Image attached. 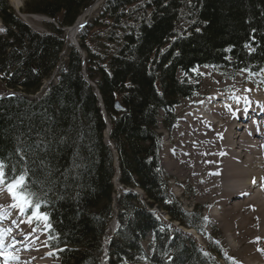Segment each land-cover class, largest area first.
<instances>
[{"label": "trees", "instance_id": "1", "mask_svg": "<svg viewBox=\"0 0 264 264\" xmlns=\"http://www.w3.org/2000/svg\"><path fill=\"white\" fill-rule=\"evenodd\" d=\"M94 1L27 0L26 12L47 15L59 25L49 23V33L39 34L0 0L7 27L0 36L3 85L36 95L62 60V28L74 25ZM105 8L79 37L88 80L98 94L83 75L82 55L70 47L57 82L42 96L0 100V161L6 176L28 173L29 189L48 214L49 234L63 248L64 264H100L114 215L117 150L121 184L141 188L148 202L130 192L117 197L119 227L109 244L110 264H140L141 244L151 232L153 264H219L223 256L217 247L210 245L205 253L178 231L162 229L151 211L157 205L196 227V213L168 198L158 122L164 112L169 127L181 100L200 94L190 79L197 66L221 68L229 76L240 70L264 76V0H108ZM187 20L189 32L180 26ZM101 102L113 147L105 142Z\"/></svg>", "mask_w": 264, "mask_h": 264}, {"label": "bare ground", "instance_id": "2", "mask_svg": "<svg viewBox=\"0 0 264 264\" xmlns=\"http://www.w3.org/2000/svg\"><path fill=\"white\" fill-rule=\"evenodd\" d=\"M11 2L20 11L15 0ZM103 2L96 0L66 29L68 43L77 41L80 29ZM46 84L31 98L40 96ZM228 88L216 87L210 96L199 94V108L184 111L169 136L164 164L198 207L211 209L210 221L222 229V239L233 245L243 263L264 264V97L260 93L221 92ZM116 108L124 109L120 101ZM106 123L105 142L113 147L108 118ZM13 203L6 188L0 186V244L4 252L0 264H54L49 258H56L55 253L46 249L42 229L34 218L29 223L27 212L11 207ZM6 254L17 259H6Z\"/></svg>", "mask_w": 264, "mask_h": 264}, {"label": "rangeland", "instance_id": "3", "mask_svg": "<svg viewBox=\"0 0 264 264\" xmlns=\"http://www.w3.org/2000/svg\"><path fill=\"white\" fill-rule=\"evenodd\" d=\"M26 1L27 0H15L14 4H16L17 6L20 7V11H17L12 6V2L10 3V0H7V2L11 6V8L13 9V12L17 16V18L21 19L31 30H33L34 32L36 31L37 33L38 32H40V33L47 32L48 27L45 24L47 22V20H44L41 18L40 19L35 18V14H31V13L26 12L25 11V2ZM104 2H105V0H104ZM100 8L101 9H99V12L97 11V13L94 15L93 19H95L97 16H99V14H101L102 11H105V10H103L105 8V5L102 4V6ZM20 12H21V14L26 15V18H23L20 15ZM27 15H34V16L28 17ZM93 19H91V20H93ZM189 21L188 20L185 22L183 21L181 23V25L179 24L182 27L183 31L186 30V32H189L188 29H190V27L192 26V24L190 26ZM179 25H177V26H179ZM0 29H3V31H0V36H5L7 34V27L4 24L1 17H0ZM66 35H67V31H66ZM63 58H66V57L63 56ZM192 73H193V77H191L190 79H191V81L195 82V84L198 85V87H200V88L197 87L199 90L198 92H200V94H201L200 96H202V95L204 96L205 94L206 95L214 94L216 87H220V86L228 87L229 86L228 91L231 90L230 92L233 93V95L238 93V92H248V93H260L264 97V92L262 91L263 89H261L258 86L259 85L258 82L255 83V82L250 80V75L248 73L240 71V72L236 73L231 78L230 76H228L226 74H219L214 69L209 68V67H198V68L194 69L192 71ZM181 75L182 74L180 73V76ZM53 78H56V76H53ZM249 81H251V82H249ZM231 88H234V89H231ZM3 91H5V89H4L2 82L0 81V93H2ZM228 91H221V92H223V94L224 93L227 94V93H229ZM234 92H236V93H234ZM198 101H200L199 96L194 98V100L182 99L180 104L173 109V112L175 115V117L173 118L174 122L171 125V129L168 131L164 126V119L162 117L165 114H164V112L161 113L162 116L159 118V122H158L159 123L158 131H159V135L161 137L160 139H161V144H162L161 145V152H160V161H159L160 169L163 172V176H164L165 181H167V183H169V185H168L169 189L167 187V191L171 195V198L179 201L182 205V208L185 209L186 211H189V212L192 210L196 211V213H198L200 215V217H202V219L204 220V222H202V219L198 216L200 219V222L198 225H199L200 229L203 230V235L193 234V236H192V235L187 233V237L193 239L199 246H201L202 248L204 247V249L207 247L209 242L219 244L221 249L223 250V252L227 253L228 256L231 257V259H233V261H231V264H244L242 259L240 258V256L238 254H236L235 251L233 250V245H231L230 243H228L224 239H222V237H221L223 235L222 229L218 225H215L210 221L209 213H210L211 209L209 207H198L192 201V197H191L189 191L186 192L185 190H187V189L184 186L178 185L176 183L175 178L173 176H171L172 174L165 167V164H164V158L166 157L167 149L169 147L168 145H169L170 134L174 131V129L181 122V117H182V115L186 109L187 110L192 109L193 111H195L196 108L197 109L199 108V105L197 104ZM103 113H105V112H103ZM176 119H178V120L180 119L178 121V123L176 122ZM118 190L121 191L122 188H118ZM137 191L139 192V195L142 196L143 201L145 200L144 202L147 203L148 199H147L146 195L143 192H140L139 190H137ZM154 210L156 212H158L160 219L162 220V222L164 224L171 225L172 227L175 226L177 228H182L177 223H171L169 221L170 216L166 213V211H163L157 207H155ZM205 210H206V212H205ZM36 226L38 228L39 227L43 228V232L46 234V237H45V234L42 232L43 239L45 241V247L48 251H51L53 254L55 250L54 251L51 250L49 245H48L49 240H48V235L46 233L47 232L46 221H39L36 223ZM185 230L186 229H184V231ZM193 233H195V231ZM110 234H111V232L108 229L107 235H110ZM45 239L47 240L48 243L46 242ZM150 242H151V239L148 238L147 242H145V245H147V244L149 245ZM147 248H148V246L145 247V251H146V253H149L148 252L149 250H147ZM233 251H234V253H233ZM53 257L54 256H51L49 259L54 260L53 261L54 264H61L60 263L61 261L58 258H55V257L53 258Z\"/></svg>", "mask_w": 264, "mask_h": 264}, {"label": "snow or ice", "instance_id": "4", "mask_svg": "<svg viewBox=\"0 0 264 264\" xmlns=\"http://www.w3.org/2000/svg\"><path fill=\"white\" fill-rule=\"evenodd\" d=\"M0 31H3V29H0ZM5 168L6 165L0 161V186L6 188L7 193L14 201L11 207L19 208L21 213H26L30 209L29 223H31V219L33 218L37 222L47 221L48 214L41 211V204L34 200L36 194L29 189L27 182L28 173L25 171L9 179L6 176ZM12 247H14V245H12ZM6 259L12 260L17 258L6 254Z\"/></svg>", "mask_w": 264, "mask_h": 264}]
</instances>
